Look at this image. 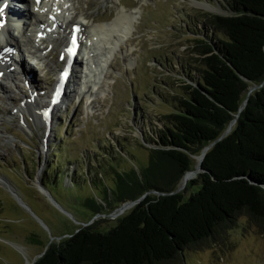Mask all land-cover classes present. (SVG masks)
Wrapping results in <instances>:
<instances>
[{
	"label": "trees",
	"instance_id": "trees-1",
	"mask_svg": "<svg viewBox=\"0 0 264 264\" xmlns=\"http://www.w3.org/2000/svg\"><path fill=\"white\" fill-rule=\"evenodd\" d=\"M227 3L228 15H206L200 24L195 69L189 74L178 62L186 80L179 92L158 96V105L170 112L157 119L160 128L150 124L152 136L141 134L145 160L116 139L112 152L105 144L96 147L92 165L83 158L85 169L75 171L72 188L62 185L65 170L57 166L45 169L55 183L39 182L57 201L61 192L78 191L85 181L95 193L84 202L93 216L140 202L107 231L84 225L48 242L34 264L182 263L186 251L221 237L240 215L264 234V0ZM139 104L138 110L148 107ZM236 115L231 132L215 142ZM212 143L202 172L185 189L189 193H173L191 171L192 157ZM101 180L105 183L94 187Z\"/></svg>",
	"mask_w": 264,
	"mask_h": 264
},
{
	"label": "rangeland",
	"instance_id": "rangeland-1",
	"mask_svg": "<svg viewBox=\"0 0 264 264\" xmlns=\"http://www.w3.org/2000/svg\"><path fill=\"white\" fill-rule=\"evenodd\" d=\"M227 1L121 0L118 8L139 9L135 30L126 45L112 55L108 69L96 80L97 85L90 89L88 96L85 93L76 96L80 73L72 71L64 92L66 99L58 109L52 108L49 124H35L21 110L28 99L36 98L42 104L45 99L41 97H51L56 74L64 68V62H58L57 57L68 37L67 20L60 16L63 27L53 35L51 43L38 36L36 46L41 50L40 55L49 50L39 60L29 39L21 38V34L14 31L19 26L13 25L10 15L0 14V27L10 30V36L21 39L26 50L33 53V57H28L29 51L24 54V65L30 70L25 69L21 75L18 70L10 71V80L0 84V264H30L48 242L66 237L84 225L94 224L100 231H107L117 218L131 210H125L116 219L104 216L110 212L93 216L84 202L95 193L86 187L85 181L73 194L66 191L56 197L59 209L45 198L37 184L41 180L44 184L55 183L45 169L57 166L65 170V176H60L62 185L72 188L73 181H78L73 177L75 171L85 169L83 158L88 159L87 166L92 165L90 158L95 160L96 147L105 144L112 152L116 139H122L121 144L125 142L130 149L134 148L138 159L145 160V151L138 147L141 134L152 136V128H160L157 119L170 112L168 106L158 105V96L168 98L179 92L180 82L186 80L179 76L178 62L184 64L189 74L195 69L192 58L195 57V41L201 38L200 24L206 15H228ZM66 2L65 12L71 23H84L81 17H85L89 25L110 22L115 15V9L107 0ZM200 4L215 11H208ZM29 7L22 3L16 8L27 13ZM5 40L13 46L9 38ZM140 101L148 106L145 110L137 109ZM106 159L103 156V165ZM192 160L191 171H194L197 163L193 157ZM69 173L72 178L66 179ZM189 182L180 191L184 195L189 193L185 192ZM104 183V180L95 181L94 187ZM180 186L181 181L177 188ZM189 189L197 191V187ZM176 264H264V234L251 218L240 215L233 229L186 251L182 263Z\"/></svg>",
	"mask_w": 264,
	"mask_h": 264
},
{
	"label": "bare ground",
	"instance_id": "bare-ground-1",
	"mask_svg": "<svg viewBox=\"0 0 264 264\" xmlns=\"http://www.w3.org/2000/svg\"><path fill=\"white\" fill-rule=\"evenodd\" d=\"M107 1H109L115 9L114 18H112L110 22H92L91 25H80L79 23L81 49L78 57L73 60V64L71 65V69L73 68V70L75 69L78 71V69H81L78 71L80 73L78 75V78L80 79V87L75 89V94L78 97L84 93L88 96L91 93L90 89L93 90L96 87V80H99L103 71L108 69L112 55L118 50L120 51L122 46L126 45L128 37L135 30L134 22H136L139 17V9L137 7L132 8L131 10H126L125 7L120 9L118 8V5L121 3V0ZM19 3H23L25 6L26 4H29L30 7L27 13H22L20 10L18 11L16 7ZM66 3V0H39V3H36L34 0H0V14L7 13L10 15L13 25L23 22L22 27H16L14 31L21 33V38L26 37L29 39L31 45H33L32 49H35L38 52L37 56H41L43 54L40 55L41 50L36 46V42L38 41L36 37L38 36V33L36 30L32 29V27H35L37 30L41 28L42 33L40 35H54L55 31L62 28V25L59 22V16H65L64 19L68 20L67 13L65 12ZM203 6L204 4H200V7ZM1 8L4 10L1 11ZM46 23H49L52 27H46V30H44L43 28L46 26ZM66 25H69L70 32L71 27L74 24L68 20ZM5 35H8L9 38L13 40L14 46H11L12 44L8 45L5 41H2ZM53 35H46V37L51 38ZM30 36H34V39H31ZM21 47H24L21 39L12 37V34L10 36V30L0 27V50L7 48L5 50L6 52L1 57L2 63L0 65V74L2 79H10L8 77L10 72L9 66L12 65L15 60L11 50L15 49L16 53L21 55ZM43 49L46 48L44 47ZM29 54L33 57L32 52H29ZM78 59L80 61L79 63L77 62ZM20 63L22 64V61ZM24 63L25 62H23V64ZM74 77L77 78V76ZM30 84L32 85V83ZM65 85L62 88L60 87L62 91L64 90ZM90 85L92 86L91 88H89ZM57 87L58 85L55 86V88ZM63 94L65 93L63 92ZM63 94L58 95L57 102L59 100L60 102L55 106V109H58L60 105L63 104V100L66 99V95ZM41 98L45 99L42 104L37 102L36 98L28 99L25 101L24 107L21 110V113L23 115H29L35 124H45V120L41 113L48 107L50 97Z\"/></svg>",
	"mask_w": 264,
	"mask_h": 264
},
{
	"label": "water",
	"instance_id": "water-1",
	"mask_svg": "<svg viewBox=\"0 0 264 264\" xmlns=\"http://www.w3.org/2000/svg\"><path fill=\"white\" fill-rule=\"evenodd\" d=\"M206 10L208 11H212L214 12L215 10L212 9V8H209V7H205ZM254 88H252L249 93L253 90ZM247 100V99H246ZM246 100L243 102V105L242 107L240 108V111L243 109L244 105L246 104ZM238 115L235 116V118L230 122V124L228 125V127L226 128V130L224 131V133L221 135V137L219 139H217V141L215 142H218L220 141L221 139H223L225 136H227L231 130H232V127L235 125V122H236V119H237ZM214 142V143H215ZM210 144L208 145L207 147H205L201 153L198 155V156H194L193 158L195 159L196 163H197V167L194 171H189L187 172L182 180H181V186L178 187L173 193H178L180 192L182 189L185 188L186 184H188V182L195 178H193L194 175L197 176V174L201 173L202 172V163H203V160H204V157L206 155V153L212 148L213 144ZM37 188L38 190L45 196V198H47L55 207H58L59 209H61V207L58 205V203L56 201H54V199L51 197V195L45 190L42 188V186L40 185V183L38 182L37 184ZM140 200H137V201H134V202H128V203H125L123 204L121 207H119L118 209H115L113 212H111L110 214L108 215H104V216H107L111 219H116L117 217L120 216L121 213H123L124 210H127V209H130V208H133L137 203H139ZM30 264H34V261H32Z\"/></svg>",
	"mask_w": 264,
	"mask_h": 264
},
{
	"label": "snow or ice",
	"instance_id": "snow-or-ice-1",
	"mask_svg": "<svg viewBox=\"0 0 264 264\" xmlns=\"http://www.w3.org/2000/svg\"><path fill=\"white\" fill-rule=\"evenodd\" d=\"M37 3H39V0H37ZM62 78H63V75H62Z\"/></svg>",
	"mask_w": 264,
	"mask_h": 264
}]
</instances>
